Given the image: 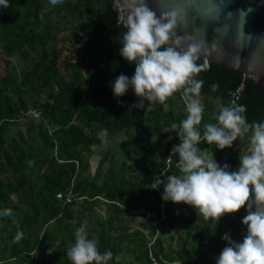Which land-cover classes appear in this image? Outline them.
I'll return each mask as SVG.
<instances>
[{"label":"trees","instance_id":"trees-1","mask_svg":"<svg viewBox=\"0 0 264 264\" xmlns=\"http://www.w3.org/2000/svg\"><path fill=\"white\" fill-rule=\"evenodd\" d=\"M109 1L119 22L115 0H64L55 6L49 0H12L9 20L0 23V211L11 209L16 221L0 217V264H72L67 249L82 225L73 222L74 206L104 213L87 231L99 241L101 254L112 252L108 264H153L151 257L157 264H216L227 246L223 235L230 232L241 242L246 234V208L225 214L216 224L193 209V218L179 219L183 233L165 254L157 231L174 224L176 213L162 199L163 185L152 184L156 176L180 174L178 154L170 155L181 141L176 132L162 130L187 117L186 104L177 92L164 103L167 110L147 101L144 109L130 110L126 99L132 88L121 97L113 95L117 73L105 69L109 60L120 58L121 46L107 20ZM45 5L51 9L44 12ZM203 72L197 79H204ZM213 85L218 87H202L200 93L205 109L201 134L204 124L217 122L214 101L219 109L230 105L233 90L224 88L226 77L215 76ZM236 104L242 105L241 98ZM29 105L41 109L38 119L27 114ZM26 115L22 130L18 121ZM101 131L127 133L120 143L127 160L118 169L104 155L100 163L109 160V166L93 178L86 151L99 142ZM204 145L209 144L198 147ZM209 146L220 166L238 169L233 150ZM137 216L142 217L138 225L129 226ZM17 231L23 233L18 244L13 243ZM126 254L129 262L118 260Z\"/></svg>","mask_w":264,"mask_h":264},{"label":"clouds","instance_id":"clouds-1","mask_svg":"<svg viewBox=\"0 0 264 264\" xmlns=\"http://www.w3.org/2000/svg\"><path fill=\"white\" fill-rule=\"evenodd\" d=\"M49 2L55 6L64 0ZM126 4L119 17L126 29L118 37L122 44L119 53L135 64V73L131 78L123 73L117 76L112 82L113 95L121 97L131 87L140 99L130 109H144L145 101L164 104L177 92H181L186 104L187 117L162 130L176 132L181 141L172 147L170 155L178 154L180 174L164 175V179L156 176L152 188L163 185L164 201L190 205L214 224L225 214L246 208L248 214L242 218L246 234L237 242L230 232L225 233L222 239L227 246L216 258V264H264V121L249 123L244 115L246 105L233 102L221 106L217 122L204 124L201 134L199 126L205 109L198 97L204 81L197 76L208 67L206 60L197 63L205 56L202 45L191 42L183 47L185 38L176 32V12L161 13L158 17L147 0H126ZM10 6L9 0H0V9ZM217 87L212 86L213 90ZM248 133L250 147L239 156V167L234 171H229L228 164L220 166L214 155L209 156L206 149L198 147L207 142L222 150L232 147L237 138L244 140ZM0 217H13L16 223L11 209L0 211ZM22 238L23 233L17 231L13 243L18 244ZM98 244L97 239L89 238L85 221L76 229L75 242L69 245L67 256L72 264H108L113 254L110 250L101 254Z\"/></svg>","mask_w":264,"mask_h":264},{"label":"water","instance_id":"water-1","mask_svg":"<svg viewBox=\"0 0 264 264\" xmlns=\"http://www.w3.org/2000/svg\"><path fill=\"white\" fill-rule=\"evenodd\" d=\"M9 3L12 5V0ZM115 3L123 14L126 0ZM147 3L158 17L161 13L176 12V32L185 38L183 47L191 42L202 45L205 56L197 63L206 60L208 64L201 73L203 89L212 88L215 76L226 77L224 88L238 93L242 105L247 107L244 115L248 122L264 119V0H147ZM111 5L109 1L107 20L113 23L111 30L122 47L118 37L126 29L116 21L117 13ZM10 7L0 9V23L9 20ZM105 71L131 78L135 64L120 55L117 60H109ZM130 95L136 96L134 90L128 92L127 101Z\"/></svg>","mask_w":264,"mask_h":264},{"label":"rangeland","instance_id":"rangeland-1","mask_svg":"<svg viewBox=\"0 0 264 264\" xmlns=\"http://www.w3.org/2000/svg\"><path fill=\"white\" fill-rule=\"evenodd\" d=\"M51 9V6L45 5L43 11H47ZM51 19L53 21H59L60 26H63V21L58 20V18L52 14ZM13 62L18 65L19 61L16 59L15 56H13ZM43 97V95H42ZM128 100V108H130L131 105L136 103L137 97L134 95H130ZM200 100V96L198 97ZM202 102V100H200ZM219 101H214L215 108L214 110H217V104ZM177 103L175 104V106ZM32 106H28L30 108ZM168 108V104H167ZM177 112V108L174 107V113ZM29 117L26 115L18 121V126L22 130H25L26 125L28 124ZM14 126L11 127V130L9 131L10 134L13 133L14 131ZM249 133L246 134L245 139L242 140L240 138H237V140L243 141V144L245 147L240 149V154H243L244 152H247L246 150L249 149L250 147V141L247 140ZM100 140L98 143L91 145L90 150L86 151L88 154V173L93 177V178H99L101 174H103L106 170V168L109 166L110 161H113L115 165L120 169L121 165L127 160L125 153L122 151L120 143L128 137L127 133L125 131H120L117 134L114 135H108L106 134L105 131H101L100 134ZM108 154V161H105L103 163L101 162V158L104 155ZM209 156H212V154H208ZM171 202V201H170ZM172 204V212L176 213V219L174 224H162L161 227L157 231V235L160 237V239L163 242V247L166 255H170L171 252L170 250L172 248L176 247V241L175 238L179 233H183V230L181 228V222L179 219H184V218H193L194 217V211L193 207L184 203H173ZM163 207V205H162ZM98 212L95 213L93 212H83L80 211L77 206L73 207V213H74V219L73 222H80L84 223L85 221L87 222V230L90 228H93L95 226V221L101 217L102 214H104L102 211H100L99 208H97ZM142 219L141 216H137L133 221L129 222V226H137L140 220ZM79 220V221H78ZM129 256L128 254L124 255L123 257L120 256L118 257V260H121L125 263L129 262ZM6 264H15V262H7Z\"/></svg>","mask_w":264,"mask_h":264},{"label":"crops","instance_id":"crops-1","mask_svg":"<svg viewBox=\"0 0 264 264\" xmlns=\"http://www.w3.org/2000/svg\"><path fill=\"white\" fill-rule=\"evenodd\" d=\"M182 100L184 101V98H182ZM200 100H202V97H201V95H200ZM137 101H138V99H137ZM202 105H203V100H202ZM218 105H219V103L216 105L217 106V110H219V107H218ZM162 106H163V108L165 109V110H167V104H162ZM177 110H178V108H177ZM249 137H250V134L248 135V137H247V140L248 141H250V139H249ZM243 144V141H241V140H235L234 142H233V146L232 147H225L224 148V150H233V152L235 153V154H237V155H243V154H246L247 152H248V150H246L247 152H244L243 154H240L239 152H240V149L242 148H244L245 146L244 145H242ZM209 145H204L203 147H202V149L201 150H205L206 149V151H207V154H212V155H214V151L212 152L210 149H209ZM226 151V152H227ZM226 159V156L225 155H223V159H222V161H224Z\"/></svg>","mask_w":264,"mask_h":264},{"label":"built area","instance_id":"built-area-1","mask_svg":"<svg viewBox=\"0 0 264 264\" xmlns=\"http://www.w3.org/2000/svg\"><path fill=\"white\" fill-rule=\"evenodd\" d=\"M116 4V3H115ZM116 7H117V10H118V6H117V4H116ZM118 12H119V10H118ZM121 16V13L119 12V17ZM238 93L235 91V90H233L232 92H231V94H230V96H229V102H230V105L233 103V102H237L238 101ZM41 109L39 108V107H30L29 109H28V111H27V114L28 115H30V117L31 118H33V119H38L40 116H41V111H40ZM151 259H152V262H153V264H157V262H156V260L154 259V258H152L151 257Z\"/></svg>","mask_w":264,"mask_h":264},{"label":"flooded vegetation","instance_id":"flooded-vegetation-1","mask_svg":"<svg viewBox=\"0 0 264 264\" xmlns=\"http://www.w3.org/2000/svg\"><path fill=\"white\" fill-rule=\"evenodd\" d=\"M128 100H129V98H128ZM137 102V101H136ZM126 104H127V108H128V101H127V99H126ZM130 109V108H129ZM135 108H131L130 110H134Z\"/></svg>","mask_w":264,"mask_h":264},{"label":"bare ground","instance_id":"bare-ground-1","mask_svg":"<svg viewBox=\"0 0 264 264\" xmlns=\"http://www.w3.org/2000/svg\"><path fill=\"white\" fill-rule=\"evenodd\" d=\"M118 10H119V7H118ZM119 12H120V10H119Z\"/></svg>","mask_w":264,"mask_h":264}]
</instances>
